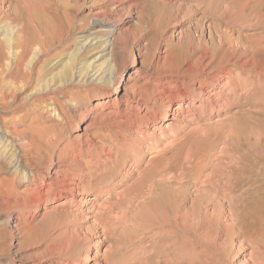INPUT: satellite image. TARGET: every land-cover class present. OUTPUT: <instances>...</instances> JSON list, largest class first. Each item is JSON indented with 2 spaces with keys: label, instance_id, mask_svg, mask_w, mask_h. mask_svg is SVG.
I'll use <instances>...</instances> for the list:
<instances>
[{
  "label": "bare ground",
  "instance_id": "1",
  "mask_svg": "<svg viewBox=\"0 0 264 264\" xmlns=\"http://www.w3.org/2000/svg\"><path fill=\"white\" fill-rule=\"evenodd\" d=\"M20 2L21 0H0V97L6 100L0 104V112H3L2 107L3 109L9 108V114L16 111L24 102L22 97L18 95L21 89L19 82H22V86H24L27 84L29 77L37 79L33 58L35 49H41V45L37 44V47H35L32 41L28 40V38H23L24 20L21 21L17 13ZM254 2L251 3L250 1V4H248L249 0H97V3L101 4L102 8L90 23L85 35H83L81 47L89 48L96 43H101L102 49L94 59H98L100 64L109 60L108 56L111 54L113 41L111 38L99 41L98 37V39L95 36L93 37L91 31L105 26L112 27L111 30L116 31V29L124 26V23L120 22V18H125V15L130 13L132 9L137 8V10H140L151 5L153 7L161 5V7L168 8L166 15L168 21L166 22L167 19L165 20L166 27L177 21L180 22V19L184 17L192 19L193 23H189L186 27L184 26L185 28L181 31V36L177 40L178 44L187 40L191 44V47H189V51L187 50L188 53L186 55L179 56V58H174L175 55H172L174 53L170 54L169 51V55H166V49L158 47L157 53L152 55L149 68L147 69L146 67V70H144L142 77L145 80L142 82L143 88H137L136 86L139 89L135 92L136 96H133L134 93L131 95L126 89L120 94L117 91L118 83H116L113 89L106 91V99L103 103L105 104L106 102L108 108H111L115 113L116 118L112 117L114 119V121L112 119L113 125L120 126L122 130V137H118V140L116 139L118 145L115 149H112L110 142L104 141L103 143L100 141V143H97L100 152L95 156H88L87 160H85V150L83 148H76L67 159V162L59 160V165L50 175H45L44 172L38 173L37 170L27 171L24 173L22 181L24 183L22 185L24 190L18 191V194L14 197H11V195L10 202H7V199V201L4 200L6 195L4 196L3 189L0 187V207L4 201L15 205V208L16 206L22 208L30 204V210L25 215L21 212L19 215L12 217L13 227L20 232H25L24 228L30 230L36 212L49 204H54V210L62 214V216L63 214L67 215V221L62 222L63 224L59 222L60 226L54 225L57 227H52L55 230L53 229L52 234L45 241L43 240L44 242L34 243L33 241L32 244H29L27 241H23L21 244L19 243L17 249L18 258L15 259V256L11 255L4 261L0 260V264H110L109 256L121 248L123 240H130L131 237L134 239L132 243L134 249L139 248L143 254L147 253V248L150 245L143 241L146 238L142 235L147 229L142 228L141 230H137L138 223L146 216L147 209L153 205H150L151 202L157 200L167 206L170 203L173 204L177 200L175 198L179 194L183 180L186 181L187 179L193 182V189L198 192L202 190V193L207 194V196L210 195L209 199L204 203V218L213 216L214 210H211L212 212L209 211L207 206L213 202V198L216 196L214 195L215 193H220V196H222L221 198L217 196L219 198L217 204L225 201V198H229L227 196L229 188L227 189V187L232 179L231 177H233L229 173V170L237 169V166L233 165L234 163L231 164L229 156L227 157L229 159L228 162L227 160L226 162H221V160L225 159L214 162L209 160L212 154L216 153L212 152L213 147L211 149H204L203 155L197 157L190 156V152L186 149L187 152L183 157L178 160L174 159V161L172 160V162L164 164L161 168L157 167V162L158 158H164V154L168 151L169 145H171V140L181 130L190 127V129L200 128V132H202L201 129L206 132L207 128L204 129L206 127L205 123H209V125L217 124V127L223 121L222 118H227V115H230L232 112L234 113V111L236 112L241 99L251 98L249 91L257 90L258 87L255 83L249 81L246 77L247 74H250V77L253 72L264 70V45L260 43V40L264 38V3ZM30 4L31 10H29V14L41 16L44 10L39 7L37 1H31ZM165 8H161L162 11ZM128 16L131 17V14ZM105 18H108L110 22L104 23ZM192 24L199 27L201 32L195 38H193ZM131 26L134 25L132 24ZM140 26L142 27V24ZM128 27L126 28L129 29ZM203 27L207 29V34L203 33ZM173 39V33L171 32L164 36L160 44L169 45ZM215 47L217 49L216 52L213 51ZM132 59L134 60V54ZM96 66L91 67L87 72L85 80L87 83L100 81L107 76L108 82L120 77V73L110 75L107 74L105 67L104 69H99V67L97 69ZM67 72L66 64L63 67L62 75L66 76ZM255 76L253 78L257 77ZM134 85L137 84L133 82L130 90ZM260 88L259 91L262 89ZM47 92L49 91L45 93ZM15 93L17 94L15 95ZM8 98H10V103L7 101ZM43 98L40 95L37 101L40 103V100ZM240 112L242 113V111ZM228 117L234 120L237 119L232 118V116ZM82 118L83 116L79 120L81 121ZM228 120L225 121L228 122ZM221 124L225 126L223 122ZM201 125H203V128ZM215 128L212 127V131H215ZM6 130H8L6 122L0 114V163L10 162L4 155V151L8 145L15 146V148L20 147V138L16 142H13L12 139H9V135L6 134ZM229 130L228 128L227 131ZM87 131L83 128L81 132L84 137L82 140L84 143L87 142L86 150L88 152L94 146L95 141L94 138L89 136L90 132L88 133ZM223 131L221 130V132ZM215 132L217 134V131ZM224 132L223 134L221 133L223 136ZM230 132H228L229 135ZM215 134L214 136H216ZM227 135L226 133L225 137ZM254 135L256 134L252 136ZM257 137L260 136L258 135ZM204 138L205 136L202 139ZM254 138L252 140L256 141ZM127 139L130 141L128 142ZM121 140L122 143L129 146H122ZM141 140L145 145H139L138 148L131 146L133 141L139 143ZM208 140L210 141V138ZM246 141L244 145L248 146V140ZM202 143L204 142H201V147L203 146ZM207 144L209 145V143ZM254 144L256 143L254 142ZM254 148L251 151V159H254V162L251 161V163H254V167L251 166L250 169H237L238 172L236 171L237 174L234 177L231 190L234 193L236 192L234 195L238 196L240 204L245 208L243 216L245 215L249 219L251 225L258 223V221L260 223L264 222V193L262 192L264 190V160L262 159L264 154L261 157L260 150L258 151ZM181 149L184 150L182 147ZM258 149H260L259 146ZM245 150L243 149L242 151ZM120 151L129 152L131 157L127 161L126 168L122 170L121 175H119L120 177L118 176L119 178L115 183L107 187L94 185L92 189H84L85 180L90 176H94L95 172H101L98 175V181L105 176L102 172L111 164L113 157L117 154L116 152ZM176 152L175 155H178ZM151 153L153 154L152 158L149 160L145 159L144 163V158L142 157L145 154ZM170 153L172 152L170 151ZM62 154L58 153L59 156H62ZM15 155L14 153L13 156L15 157ZM206 158L208 160H205ZM261 161L263 163H260ZM143 163L145 165V168L142 170L143 176L149 175V177H144V179H140L142 176L138 178L133 177L136 171L140 170ZM52 164L53 162L46 169L48 172ZM0 179L6 180L7 177L2 176ZM8 179L15 180V175L11 174V176H8ZM128 182L130 185L128 184L127 187H124ZM99 183L97 182L96 184ZM188 187L190 188L191 186ZM31 190L33 192H30L32 194L30 199H24L23 195L25 192L28 193ZM103 196L106 197L103 198ZM111 198H113L112 201L109 200ZM214 204H216V201ZM174 206L176 205L174 204ZM170 210H172L171 217H169L171 220L163 221L161 228H158V230L155 228L156 231L154 230L153 232L159 235L161 240L156 244L161 243L168 254L162 260V264H221L223 259L220 256L218 258L210 256V253H212L211 248L206 247L202 250L200 246L191 244L192 242L187 236H181V214H177L174 207ZM42 214L47 215L46 212H42ZM60 214L59 216H61ZM220 216L223 218L219 217V227L221 230H219L220 232H216V235L214 234L216 236L214 247L219 249L221 254H224L225 261H228L234 252L237 254L243 247L242 242H239L234 244L235 249L233 247L230 249L228 237L234 236L235 233L240 234L241 232L240 230L236 231L235 224L233 223L234 220L232 221L231 216H227L225 212L222 215L220 214ZM36 219L35 221L38 220ZM144 224L142 227L148 226ZM250 224L248 225L250 226ZM187 228L191 227L188 226ZM252 228L254 227L252 226ZM261 229H264L263 225ZM49 230L52 231L51 229ZM192 232L190 234L193 235ZM205 233L206 231L204 235ZM199 235L197 234L198 237ZM226 238L228 239L227 242H225ZM37 240L40 241L41 239ZM187 243H189L187 245L189 247L185 248L184 246ZM102 244L106 245L101 249ZM253 255L255 253L251 252V256ZM121 257L123 256L121 255ZM184 258L186 259L184 260ZM128 262L127 260L125 264H131Z\"/></svg>",
  "mask_w": 264,
  "mask_h": 264
},
{
  "label": "rangeland",
  "instance_id": "2",
  "mask_svg": "<svg viewBox=\"0 0 264 264\" xmlns=\"http://www.w3.org/2000/svg\"><path fill=\"white\" fill-rule=\"evenodd\" d=\"M31 1H37L39 7L43 8L44 12L41 14V16H32L29 14V10H31ZM250 1L251 3L254 1L262 4L264 3V0H249L248 4H250ZM100 5L101 4L97 3V0H21L20 2V6L17 13L19 19L21 21L24 20L23 38H28V40L32 41V44L34 43L33 45L35 47H37V44L41 45V49H35V54L33 58L35 75L37 76V79L29 77V79H27V84L24 86H22V82H19V84L21 85V89L18 95L19 97H22L24 101L23 104L18 107V109L12 114H9V108L3 109L2 107L3 112H0L6 122L8 129L6 130V134L9 135V139H12L13 142H16L17 139L20 138L19 148H15V146L8 145L6 150L4 151V155L10 162L0 163V178H2V176L7 177V181L0 179L2 180V182H0V187L3 189L2 192L4 196L6 195L4 200H8L7 202H10V198L18 194V191L20 192L24 190L22 186L24 183L22 181L24 173H26L27 171L37 170L38 173L44 172L45 175H50L54 171V169L59 165V160L62 162H67V159L76 148H83L85 150V160H87L89 158L88 156H95L100 152L97 147V143H100V141L103 143L104 141H107L108 143L110 142V146L112 147V149H115L118 145V137H122V130L120 126L113 125L112 122L116 118L115 113L112 111L111 108H108L106 102L105 104L103 103V101L106 99V91L113 89L116 83H118L117 91L120 94H122V92L126 89L129 93H131V95L134 93L133 96H136L137 94L135 92L139 90L137 88H143L142 82L145 81L142 78L144 75V70H146V67L147 69L149 68V64L152 61V55L157 53L156 50L158 47H161L162 49L165 48L167 51L165 53L166 55H169V53H174L172 54L173 56L175 55L174 58H179V56L181 57L182 55H186V53H188L190 49L189 47H191V44L188 43L187 40H184L182 43L179 44L177 43V40L181 36V31H183V29L188 26L189 23H193L191 21L192 19L190 17H184L185 19H180V22L177 21L176 23H173L172 25L166 27L165 20L167 19L166 15L168 12V8L166 7V9L165 7H161V5H156L157 8L155 6L154 8L151 5L150 7H145L146 9H132L130 13L125 15V18H120V22L124 23V28H119L120 30L116 29V31H112V27L105 26L101 27V29H94L91 31L93 37L95 36L96 39L99 38V41H104L110 38L113 41V46L110 54L111 56H108L109 60L105 61L103 64H100L98 59H94L102 49L101 43H96L95 45L90 46L89 48L81 47L82 37L83 35H85L86 30L89 29L90 23L93 21L99 10L102 8V6ZM161 8H165L163 9L164 12ZM157 11H159V13H157ZM129 14H131L132 18L128 16ZM167 21L168 19L166 20V22ZM109 22L110 20L108 18H105L104 23ZM132 24L134 26H131ZM140 24H142V27L140 26ZM126 27H128L129 29H127ZM192 30L194 34L193 38L199 36L201 33L200 28L194 24H192ZM202 30L204 34H207L208 31L206 28L203 27ZM171 32L173 33L174 42L172 41L169 45H164L163 43L160 44V41L164 38V36L170 34ZM263 42L264 38L263 40H260V43L264 45ZM216 50V47L213 48L214 52H216ZM133 54L134 60L132 59ZM66 64L68 72L66 76H63L62 71L63 67ZM93 66H96L97 69L98 67L99 69H104L105 67L107 74L110 75L120 73V77H117L116 80H113L111 82H108L107 76L105 78H102V80L100 81L98 80L95 82L87 83L85 81L88 74L87 72ZM142 66H144L145 68ZM249 75L250 74L246 75L247 79L249 81H253L258 88L255 91H249V95H251L250 99L245 98L246 101L245 99L240 100V105L242 104V107L239 105L236 112L234 111V113L232 112L230 115H227V118H222L223 121H221L224 123L225 126H223V124H221L222 122L220 121L221 123L218 122L220 123L218 124V126L221 125L223 127L217 126V130V124L209 125V123L204 124L206 126L204 127V129L207 128L206 132H204L205 130L203 129H201L202 132H200V128L190 129V127L181 130L179 134H176L173 140H171V145H169L168 151L164 154V158H158L157 167L161 168L164 164L172 162V160L174 161V159H180L186 154V149L188 150V152H190V156L197 157L203 155V152L206 149H211L212 147L214 148H212V152L216 153L212 154V156L209 158L210 161L217 162L218 160L220 161L221 159H225L221 160V162H226V160L228 162V160L230 159L232 162L231 164L234 163L233 165L235 167L237 166L238 170L241 168L250 169L251 166L254 167V163H251V161L254 162V159H251V151H253V148L256 147L254 149H257L258 151L260 150L259 152L261 154V157L264 154V70L253 72L250 77ZM254 76L256 78H253ZM105 79L107 82L105 81ZM133 82L137 85H134V87H132V89L130 90ZM260 85L262 89L260 88ZM259 88L261 89L260 91ZM46 91L49 92L45 93ZM16 94L17 93H15V95ZM39 94L41 95V97H44L42 100H40V103L37 101V98L40 96ZM5 101V98L0 97V104L4 103ZM7 101L8 103H10V98H8ZM240 111H242V113H245L242 114ZM82 116L83 118L80 121L79 118ZM97 116L99 117V119ZM228 116H232V118L234 117L237 119L234 120ZM225 120H228V122ZM201 127L203 128V125H201ZM208 127L210 129L209 131ZM212 127L215 128V131H217L218 135L215 134L216 132L214 130L212 131ZM83 128L88 130V133L90 132L89 136L91 138H94L95 141L93 146L94 148H90L88 152L86 150L87 142L84 143V141L82 140L84 138L81 132ZM228 128L230 129L229 131H231L233 134L230 132L229 135V131H227ZM220 129L222 131L223 129H225V132L223 131L224 136L222 135L223 132H221ZM218 130L222 134L219 133ZM203 132L209 135L207 136ZM226 133L229 136L227 135V137H225ZM250 133L252 135L256 134L254 136L258 139H255L254 136H252ZM214 134L216 136H214ZM203 135L205 136L204 139H202L204 137ZM258 135L260 137H257ZM142 138L144 139V137ZM209 138L211 143L213 141L214 143L211 144L208 140ZM253 138L256 141H253ZM195 139L196 141L198 140V142H196ZM246 140H248L247 144L249 148H247L248 146L244 145L247 142ZM129 141L130 140H128V142ZM201 142H204L202 143V147ZM254 142L259 146L260 149H258V146L254 144ZM207 143H209V145L211 146L209 147ZM121 145L125 147L129 146L128 144L122 143V140ZM139 145L143 146L145 144L142 142V140L139 143L133 141V144H131V146H133L134 148H138ZM181 147L184 148V150L181 149ZM244 147L246 148V150ZM250 147L252 148V150ZM243 149L245 151H242ZM170 151L172 153H170ZM175 151H177L176 154L178 155H175ZM14 153L16 154L15 157L13 156ZM58 153L63 154L62 156H59ZM116 153L117 154L115 155V157H113L111 164L104 169L105 171L102 172L105 176H103V178L98 181V175H100L101 172H95L94 176H90L85 180L86 182L84 183V189H92L94 188V185H99V187L101 185L102 187H107L115 183V181L120 177L119 175H121L122 170L126 168L127 161H129V158L131 157L129 152L120 151ZM152 156V153L145 154L142 157L144 158V163L146 160L151 159ZM262 159L264 160V157H262ZM205 160L208 159L206 158ZM51 162H53V164L51 165L50 170L48 172V170L46 169L49 167ZM263 162L261 161L260 163ZM144 163L141 165L140 170L136 171V174L133 177L138 178L139 176H142L140 179H144V177L147 176L149 177V175L143 176L142 170L145 168ZM237 169L229 170V173L233 175L227 187V189L229 188L227 193V196H229V198H225V201L220 203L221 205H223L218 206L220 204H217V202L222 196H220V193H215L214 195L216 196H214L213 202L210 203L209 206H207L209 211L214 210V214L213 216H210L208 218H204L205 209L203 207L204 203L209 199L210 195L207 196V194L202 193V190H200L199 193L198 191L193 189V182L189 181L188 179L186 181L183 180V184L179 191V194L175 198V200L177 199V204L176 201H174L173 204H169V207L161 201L156 200L157 202H151L150 205L153 204L151 205L152 207L149 205L150 207L149 209H147L146 216L140 220V223H138L139 226L137 227V230H141L142 228L147 229L142 233V235L146 238V240L143 241L146 242V244L148 243L150 245V247L147 246L148 252L143 254L139 248L134 249L132 245L134 239L133 237H131L130 240H123V245L121 246V248L117 252L109 256V263L125 264L128 260V263L131 264H162V260H164L166 255L168 254L164 250V247L161 243L156 244L161 240L159 235L154 234L153 232L155 228L156 230H158V228H161V224H163V221L171 220L169 217H171L172 210L170 209L174 207L175 211H177V214H181V236H187L188 239L191 240V244L195 246H200V249L202 250L206 247L211 248L212 253H210V256L216 258L220 256V258L223 259L221 264H264V229H261L262 225L264 226V222L260 223L258 221L260 226L258 225V223L251 225L249 219L246 218L245 215L243 216L245 208H243L240 204L238 196L234 195L236 192L234 193L231 191L234 177L238 172ZM11 174L15 175V180L10 179V181L8 179V176H11ZM97 182L100 183L96 184ZM128 184L129 182L124 187H127ZM188 186L191 187L189 188ZM184 187L185 189H183ZM30 192L33 191L31 190L28 193L25 192V194L23 195L24 199H30V197L32 196ZM262 192L264 193V190ZM104 197L106 196H103V198ZM109 200L112 201L113 198ZM193 200L194 202L191 203V201ZM5 201L0 207V254L2 255H0L1 261H4L11 255H14L15 259H17V249L19 243L21 244L23 241H27V243L29 244H32L33 241L34 243H42L48 236H50V234H52L51 232H53V229L55 230V228L52 227H57L58 225L60 226L59 222L63 224L67 221V215L63 214L62 216V214L54 210V204H49L45 206V208H42L36 212L33 218L34 221L36 218L38 220L36 219L37 221H33V225L30 230L24 228V230L26 231L20 232L19 230L13 227L14 223L12 217L19 215V213L21 212L25 215L30 210V204H27V207L25 206L19 208L16 206L15 208V205H11ZM215 201L216 204H214ZM174 204L176 206H174ZM183 206L185 209L183 208ZM153 207H155V210L153 209ZM42 212H46L47 215L42 214ZM221 212H225L227 216H231L232 221L234 220L233 223L235 224L236 231L240 230L241 232L240 234L235 233L234 236H227L230 242V249L232 247L234 248V244L236 243L242 242L243 244L242 249L238 251L237 254L234 252L228 259V261H225L224 254L222 253V255L221 251L214 247L216 232L221 230V228L219 227V220L221 218L220 214L222 215ZM59 214L61 216H59ZM190 217L192 218V220ZM190 222H193L194 224H191ZM143 224L148 226L142 227ZM248 224H250L251 227ZM188 226L193 229H188ZM252 226L254 228H252ZM49 229H51L52 231H50ZM203 230L204 232L206 231L205 235L207 237L204 235ZM191 232L193 233V235L190 234ZM197 234H200L199 237L201 238H199ZM39 238L41 239L40 241L37 240ZM181 241L183 240L181 239ZM227 241L228 239L226 238L225 242ZM105 245L106 244H102L101 249L104 248ZM187 245H189V243H187L184 247H189ZM251 252H254L255 255L251 256ZM121 255L123 257H121ZM185 259L186 258H184V260Z\"/></svg>",
  "mask_w": 264,
  "mask_h": 264
}]
</instances>
